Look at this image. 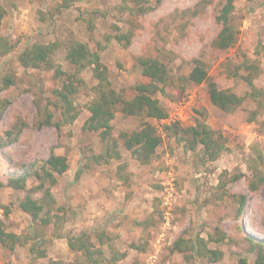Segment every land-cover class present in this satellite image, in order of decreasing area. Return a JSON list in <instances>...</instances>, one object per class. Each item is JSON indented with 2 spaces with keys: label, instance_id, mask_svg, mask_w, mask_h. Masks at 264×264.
I'll use <instances>...</instances> for the list:
<instances>
[{
  "label": "rangeland",
  "instance_id": "374dc122",
  "mask_svg": "<svg viewBox=\"0 0 264 264\" xmlns=\"http://www.w3.org/2000/svg\"><path fill=\"white\" fill-rule=\"evenodd\" d=\"M149 1L154 9L139 15L131 10L133 0H80L68 7L63 6L64 0H0L6 9L0 34L15 45L0 57V98L7 100L0 113V128H8L18 117L28 122L13 144L0 149V183L7 182L12 173L40 170L52 152L69 160V169L52 187L57 212L64 216L59 231L53 224L34 223L22 210V189L0 186V221L26 242L14 250L0 243V264L75 263L83 258L69 248L64 235L87 232L97 241L96 235L102 231L113 237L117 250L127 253L117 264H241V257L254 262L256 252L250 251L247 237L264 241V184L253 191L249 182L255 169L264 172V107L252 97L234 111L225 112L211 103L207 83L177 80L167 87L166 95L158 94L168 118L118 112L112 122L117 138L121 131L139 129L145 120L160 129L164 140L151 162L135 159L120 138L121 158L100 164L93 155L104 152V144L98 132L83 129L91 115L88 104L97 83L92 68L87 67L82 71L84 84L74 96L80 112L77 119L60 128L37 127V105L44 106L49 99L53 121L61 120L52 90L61 86L63 78L56 79L47 67L23 66L20 53L34 43L60 42L55 59L65 71L75 68L65 58L68 41L87 43L100 54L113 86L127 98L135 95L137 83L149 80L136 64L139 55L157 56L176 78L187 75L194 60L201 58L220 88L241 96L253 90L245 77L251 74L264 98V0H234L232 24L238 39L225 50L213 44L221 29L216 16L222 0H206L197 14L187 11L203 0ZM128 32H132L129 44L114 38ZM249 65L255 67L253 73ZM7 76L13 80L8 86ZM198 120L227 139L226 150L215 161L203 159L200 146L186 150L164 129L173 121L191 126ZM240 173L238 179L233 178ZM222 181L227 182L226 189ZM38 183L36 177L28 178V187ZM241 194L246 195V203L244 214L238 215ZM217 227L227 234L225 241H211ZM36 233L49 241L45 258H35L30 252V238ZM198 236L207 239L209 247L223 250L222 259L211 261L194 256L192 251H172L176 239L190 242Z\"/></svg>",
  "mask_w": 264,
  "mask_h": 264
},
{
  "label": "trees",
  "instance_id": "16d2710c",
  "mask_svg": "<svg viewBox=\"0 0 264 264\" xmlns=\"http://www.w3.org/2000/svg\"><path fill=\"white\" fill-rule=\"evenodd\" d=\"M80 0H64L63 6H71ZM134 6L131 10L134 14H145L153 10L154 7L149 0H133ZM206 0L197 4L194 9L187 11L197 14L201 6L206 5ZM236 9L234 0H222L221 7L218 11L216 19L221 24V29L214 39V46L219 49H228L233 46L238 39V30L232 24V16ZM6 9L0 4V27ZM119 42L124 40L131 43L132 32L119 33L114 36ZM15 45L7 38L0 34V57L11 51ZM61 43L58 41L44 43H34L20 53V60L26 68H42L47 67L54 71L56 79L63 78L60 87H54L52 94L56 101L54 102L61 110V120L53 121V113L49 111V105L38 103V122L37 127L43 125H55L60 128L62 124L72 123L79 116V109L75 104L74 96L79 92L84 84L82 71L87 67H91L93 75L97 80L93 88L94 98L88 104L91 112L90 117L85 122L83 129L85 131L98 132L105 151L94 154L93 158L96 163H103L109 158H121L119 150V140L122 139L123 146L130 151L132 156L143 164L151 162L156 155L159 146L163 143V135L160 129L152 122L145 120L139 129L134 131H121L118 138L114 133L113 120L118 112L124 116H145L156 120L166 119L169 114L161 104L158 94L166 95V89L176 83L177 80L184 81L188 84L199 85L207 83L208 94L211 103L225 112H231L243 104L247 97H252L259 103V107H264V98H262L261 90L254 86L251 74L245 76L249 85L253 88L248 96H241L235 92L220 88L218 83L209 75V69L206 62L201 58L194 60L192 70L187 75L176 78L175 74L163 60L157 56L139 55L136 58V64L141 70L144 77L149 80L140 82L135 85V95L127 98L121 91H118L112 84L109 71L105 63L102 61L100 54L92 50L87 43L71 39L66 44L65 58L75 66L74 71H65L62 65L55 59L57 51L60 49ZM250 73L253 68L249 65ZM13 83L12 78H5V85ZM7 100L0 98V113L6 105ZM255 112L254 114H257ZM255 119V115L253 120ZM28 122L18 117L10 124L8 128H0V149L13 144ZM168 135L175 139L186 148V150H197L203 159L217 160L227 148L226 137L218 130L213 129L205 121L198 120L196 124L191 126H183L179 121H173L166 124L165 128ZM69 169V160L66 155L52 152L50 157L40 170H23L19 174L12 173L7 182L0 183V186H9L14 189H22L25 194L20 201V207L28 213L34 223L42 226L53 224L57 231L61 230L64 223V216L57 212L55 207L56 199L53 196L52 187L55 186L62 176ZM80 174L77 172L76 177ZM242 174H237L233 178H239ZM34 176L39 183L36 186L28 187V178ZM264 184V172L255 169L253 177L249 182L251 190L256 191ZM222 187L226 189L227 182L222 181ZM226 193V192H225ZM40 195L37 198L36 195ZM240 206L238 215L244 214L243 206L246 203V195H239ZM6 214L9 209L5 207ZM216 237L211 241L222 242L228 237L219 227L215 229ZM69 248L80 253L83 259L77 260L75 263H65L63 260L52 261L50 264H102L106 261L117 264V261L124 258L127 253L117 250L113 237L109 236L105 231L99 232L94 241L91 233L83 232L79 235L66 234ZM33 243L30 246V252L35 258H45L48 254V239L44 234L30 238ZM247 239L251 242L250 251L256 252L254 262H250L246 257H241V264H264V241H256L254 237L249 236ZM25 240L23 236L15 232L7 231L3 222L0 221V243L10 250H14ZM136 249L144 250L145 247H139L132 244ZM172 251L186 253L192 251L194 256L208 258L211 261H219L224 256V251L209 247V241L198 236L196 240L187 241L184 238L176 239ZM106 252L110 255L107 256Z\"/></svg>",
  "mask_w": 264,
  "mask_h": 264
}]
</instances>
